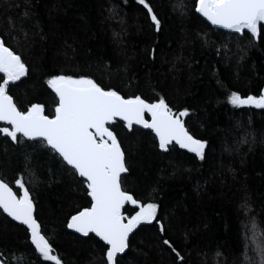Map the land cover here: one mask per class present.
Segmentation results:
<instances>
[{
	"label": "trees",
	"instance_id": "16d2710c",
	"mask_svg": "<svg viewBox=\"0 0 264 264\" xmlns=\"http://www.w3.org/2000/svg\"><path fill=\"white\" fill-rule=\"evenodd\" d=\"M147 2L159 30L139 0H0V38L28 67L9 94L22 109L41 103L46 115L54 114L55 95L45 81L63 73L88 75L122 95L149 101L163 96L174 111L188 108L186 127L208 142L203 160L176 145L160 149L148 129L113 122L129 169L123 187L158 205L164 236L184 264H246L245 252L251 264H259L264 109L235 107L227 95H258L264 87V34L249 42L246 31L214 28L195 12L194 0ZM0 176L14 191L15 179H23L42 234L62 264H106L99 238L66 226L75 211L90 205V197L82 178L56 154L39 141L14 144L0 134ZM122 211L131 214L133 206ZM159 237L155 222L138 225L119 264H179ZM0 264L54 262L35 251L25 226L0 210Z\"/></svg>",
	"mask_w": 264,
	"mask_h": 264
},
{
	"label": "snow or ice",
	"instance_id": "6c2138e0",
	"mask_svg": "<svg viewBox=\"0 0 264 264\" xmlns=\"http://www.w3.org/2000/svg\"><path fill=\"white\" fill-rule=\"evenodd\" d=\"M139 3L159 30L160 20L152 6L147 0H139ZM25 7H28L27 3ZM194 9L211 25L235 33L246 30L250 34L249 42L264 34V0H194ZM24 16L29 13L25 11ZM27 73L28 67L22 56L0 38V121L6 125L0 127V134L14 144L22 143L24 138L39 141L56 154L70 172L82 178L90 205L75 211L68 218L67 227L85 236L94 233L106 246V264H119L118 254L129 247L130 233L142 223L155 222L161 244L167 246L179 264H184L181 253L164 236L166 229L157 216L158 205L151 200L137 199L123 187V178L129 169L113 122L122 121L127 129L142 125L155 133L160 149L168 150L170 146L178 145L203 160L208 142L197 138L186 127L182 118L188 116L189 109L174 111L163 96L149 101L138 94L122 95L88 75L62 73L50 75L45 81L56 100L54 114L46 115L43 104L31 103L22 109L9 94L10 83L20 81ZM227 102L235 107L264 109V88L258 95L242 96L231 91ZM244 142L242 137L241 143ZM28 159L25 155L26 162ZM15 185L18 186L16 191L0 176V209L26 226L31 244L45 261L62 264L42 234L41 225L34 216L33 199L23 179H15ZM125 205L133 206L131 214L122 211ZM257 247L261 264H264V242ZM242 255L246 264H251L246 252Z\"/></svg>",
	"mask_w": 264,
	"mask_h": 264
},
{
	"label": "water",
	"instance_id": "95a60500",
	"mask_svg": "<svg viewBox=\"0 0 264 264\" xmlns=\"http://www.w3.org/2000/svg\"><path fill=\"white\" fill-rule=\"evenodd\" d=\"M198 14V13H197ZM199 15V14H198ZM200 16V15H199ZM201 17V16H200ZM204 21H206L210 26H212V27H214V28H218V29H221V30H224V31H227V32H230V33H235V32H233L232 30H229V29H224V28H222V27H220V26H214V25H211L210 24V22H208L206 19H204L203 17H201ZM246 31V30H245ZM257 39V38H256ZM23 78V77H22ZM14 83H16V82H14ZM14 83H10V84H14ZM264 88V87H263ZM54 94V93H53ZM55 95V94H54ZM147 119H150V117H147ZM0 123H4V122H2V121H0ZM134 126H138V127H140V128H143V129H146V128H144L142 125H134ZM148 130H150L151 132H152V130L151 129H148ZM152 134L154 135V137H155V133L154 132H152ZM157 141V140H156ZM157 143H158V141H157ZM178 148H179V146L178 145H176ZM181 149V148H180ZM183 150H186V149H183ZM187 151V150H186ZM132 206V205H131ZM2 212H3V210L2 209H0ZM4 213V212H3ZM8 218H10L12 221H14L15 223H17V224H19V225H23V224H21L20 222H18V221H15V220H13L11 217H9L8 215H7V213H4ZM23 226H25V225H23ZM66 226H67V224H66ZM26 227V226H25ZM68 228V227H67ZM69 229V228H68ZM72 233H75V234H77V235H79V236H83V237H85V235H83L82 233H77L74 229H69ZM134 231V230H133ZM90 234H92V235H94L95 236V234L94 233H89L88 235H90ZM87 235V236H88ZM130 235H131V233H130ZM129 235V236H130ZM98 238V237H97ZM103 242V241H102ZM104 243V242H103ZM122 254V253H121ZM118 255H120V254H118Z\"/></svg>",
	"mask_w": 264,
	"mask_h": 264
},
{
	"label": "rangeland",
	"instance_id": "374dc122",
	"mask_svg": "<svg viewBox=\"0 0 264 264\" xmlns=\"http://www.w3.org/2000/svg\"><path fill=\"white\" fill-rule=\"evenodd\" d=\"M254 235H252L251 236V243L253 242V239H254V241H255V238L253 237ZM258 248V247H257ZM258 253H259V251H258ZM261 260H262V258H261V256L259 255V262L261 263ZM259 263V264H260Z\"/></svg>",
	"mask_w": 264,
	"mask_h": 264
}]
</instances>
